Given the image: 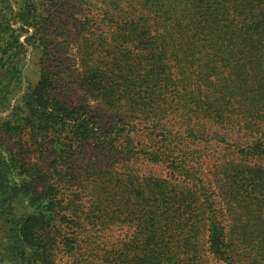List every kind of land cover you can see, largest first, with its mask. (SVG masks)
Here are the masks:
<instances>
[{
  "label": "trees",
  "instance_id": "1",
  "mask_svg": "<svg viewBox=\"0 0 264 264\" xmlns=\"http://www.w3.org/2000/svg\"><path fill=\"white\" fill-rule=\"evenodd\" d=\"M124 2V16L115 6L118 15L101 20L117 36L106 44L116 64L110 67L106 61L93 71L101 75L98 82H83L89 96L147 123L149 136L155 130L171 136L170 121L187 122L188 115L263 130L264 0ZM9 14L10 20L0 18V92L5 98L21 88L19 62L26 50L19 39L26 34L24 40L33 46L40 33L31 0ZM11 20L21 26L13 29ZM30 27L35 31L29 35ZM53 88L50 68L42 64L37 82L26 86L0 123V138L14 139L18 146L0 141L4 259L53 264L58 245L71 256L80 251L83 222L89 220L91 226L113 221L133 229L119 248L106 253L109 264H264L261 140L239 148L227 134H217V142L238 147L244 160L218 167L213 182L200 177V165L175 141L138 150L150 162L167 164L169 181L117 172L101 176L85 160V148L94 144L100 153L132 155L138 148L133 126L120 127L102 117L110 124L104 129L84 107L55 100ZM180 131L195 137L189 126ZM24 138L34 152L51 156L44 166L17 158V152L24 153ZM90 191L97 194L91 204L83 200Z\"/></svg>",
  "mask_w": 264,
  "mask_h": 264
},
{
  "label": "rangeland",
  "instance_id": "2",
  "mask_svg": "<svg viewBox=\"0 0 264 264\" xmlns=\"http://www.w3.org/2000/svg\"><path fill=\"white\" fill-rule=\"evenodd\" d=\"M35 5L38 15V29L40 33L33 40V46L29 45L24 39L28 35H22L19 42L25 47V54L21 58V88L17 93L4 97L0 92V123L6 120L11 114L17 100L24 92L28 84L34 85L39 77L41 65L50 68L52 79L54 81L53 97L55 100L66 104L70 107H84L85 110L96 116L97 122L101 121V126L108 129L110 124L106 122L112 121L118 123L120 127L127 128L126 124L133 126L137 135L134 141L135 148L132 155H114L108 151L101 153L95 150L94 144L85 148V160L90 161L93 166V172L97 175H114L115 172L120 174H135L138 178H149V176L157 177L161 180H168L170 171L166 165L155 164L150 162L148 157L141 156L138 150L144 149L149 152L154 146L160 142L169 143L175 141L179 145H185L184 153L200 165V177L207 181H214L219 175L220 166L243 165L242 157H239L237 148H244L248 144H252L255 140H261L264 147V127L259 132L258 127L247 130L236 121L220 124L206 119L201 116L188 115L187 122H181L180 119L171 120V136L165 134L163 130H155L153 136H149V127L147 123L139 122V119L130 120L120 115L115 107L102 104L89 96L83 82L88 84L90 81L98 82L101 79L96 69L110 62V67L116 62L112 60L113 55L110 54L106 44L117 36L114 35V28H110L107 21H101L103 16L109 20L111 16L118 15L119 11L115 6L122 9L121 15L127 12L126 3L122 0H31ZM26 3V0H0V18L10 20L9 12H13V16L18 12L19 8ZM36 20V22H37ZM11 27L16 29L21 26L20 23L12 24ZM38 30V31H39ZM29 35L33 34L35 29H28ZM43 49H47L46 53ZM117 115V120H116ZM119 116V117H118ZM104 117V120H102ZM122 120V122H120ZM146 125V126H145ZM189 126L194 129L195 137L187 133H183V127ZM151 127V126H150ZM196 131V132H195ZM178 132V133H176ZM220 133L228 135L230 144L238 147H228L217 142ZM218 134V136H217ZM3 136L0 141L9 143L13 149H18L14 145V139L9 140ZM167 138V141H164ZM22 148L24 153H18L17 158H22L31 165L44 166L47 163L48 153L39 154L29 148L27 139L22 140ZM241 148V149H242ZM48 152L51 153L50 148ZM77 156H80L79 154ZM260 163L264 165V157ZM254 161V160H252ZM217 175V176H216ZM176 184L175 179L170 180ZM88 188H92L89 184ZM84 202H95L97 194L89 192L84 194ZM27 204V200H23ZM94 206L89 207L92 210ZM123 218V217H122ZM92 222L87 220L83 222L85 226L81 233L79 243L80 251L71 256L64 252V247L58 245L54 251L53 264H109L111 256L108 253L112 247H120V241L126 240L132 235L133 229L129 226H119L112 223L104 226H91ZM5 244V235L0 232V264H26L20 260L8 261L3 258V246Z\"/></svg>",
  "mask_w": 264,
  "mask_h": 264
}]
</instances>
